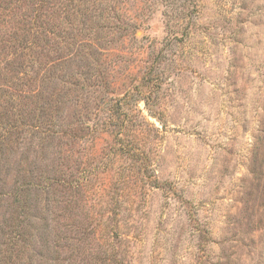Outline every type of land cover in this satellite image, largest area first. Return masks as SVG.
<instances>
[{"label": "rangeland", "instance_id": "obj_1", "mask_svg": "<svg viewBox=\"0 0 264 264\" xmlns=\"http://www.w3.org/2000/svg\"><path fill=\"white\" fill-rule=\"evenodd\" d=\"M0 264H264V0H0Z\"/></svg>", "mask_w": 264, "mask_h": 264}, {"label": "trees", "instance_id": "obj_2", "mask_svg": "<svg viewBox=\"0 0 264 264\" xmlns=\"http://www.w3.org/2000/svg\"><path fill=\"white\" fill-rule=\"evenodd\" d=\"M154 185L157 186V182H155Z\"/></svg>", "mask_w": 264, "mask_h": 264}]
</instances>
